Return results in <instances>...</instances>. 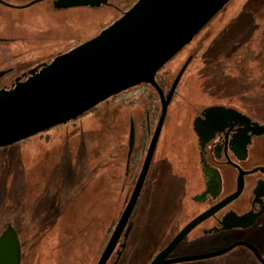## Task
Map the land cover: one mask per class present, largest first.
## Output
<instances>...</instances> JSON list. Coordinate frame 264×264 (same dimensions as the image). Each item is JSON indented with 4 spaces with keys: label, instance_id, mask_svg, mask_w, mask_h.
<instances>
[{
    "label": "rangeland",
    "instance_id": "374dc122",
    "mask_svg": "<svg viewBox=\"0 0 264 264\" xmlns=\"http://www.w3.org/2000/svg\"><path fill=\"white\" fill-rule=\"evenodd\" d=\"M31 1L0 0V74L11 70L0 78V92L16 76L97 35L137 0H109L98 8L74 5L61 12L46 0ZM190 41H201L194 51L204 61L199 67L204 72H188L181 80L186 84L223 83L230 57L264 69V0H229ZM183 54L165 68H178ZM171 72L173 76L176 70ZM149 90L144 83L133 86L57 127L0 147V233L7 223L16 229L20 264H96L111 233L108 228L131 194L125 172L131 124L136 126L147 107L143 93ZM186 92L181 103L190 104L196 90ZM161 134L132 210L135 227L115 264H144L151 253L149 233L160 234L167 224L172 230L178 226L180 195L189 183L183 177L195 165L194 155L188 146L169 149L165 127ZM135 234L138 245L133 243ZM204 250L200 246L194 251ZM113 260L114 254L106 264ZM170 264L261 263L235 246L210 258Z\"/></svg>",
    "mask_w": 264,
    "mask_h": 264
},
{
    "label": "flooded vegetation",
    "instance_id": "af4514ba",
    "mask_svg": "<svg viewBox=\"0 0 264 264\" xmlns=\"http://www.w3.org/2000/svg\"><path fill=\"white\" fill-rule=\"evenodd\" d=\"M46 1L51 9L59 12L69 8L61 0ZM103 1L99 5L89 6L98 8L110 3L109 0L105 3ZM190 42L168 60L184 52L178 68L170 69L176 70V73L168 79L166 86L162 88L157 83L166 97L173 79L187 61L168 104L155 150L165 127L168 132L165 141L169 149L181 150L188 146L194 155L195 165L189 166V172L183 177V183H189L180 195L177 207L180 217L178 226L172 230L167 224L163 226L160 234L149 233L151 253L144 264H148L190 221L213 208L214 211L195 224L166 258L177 257L181 255L179 253L199 254L194 250L200 246L205 248L201 253H206L244 241L252 244L264 260V69L262 66V69L249 67L242 58L238 60L230 57L223 83L186 84L181 80L188 72H204L199 70L204 61L194 51L201 47V41H195L192 45ZM187 49L191 51L185 53ZM170 70L165 65L160 67L154 75L155 81L156 78L160 81L164 79L166 72ZM24 74L26 75L21 80L29 76L28 72ZM15 78L10 81L9 87L15 82ZM144 84L149 85L150 92L156 91L149 83ZM185 85L190 87L185 88ZM192 89L196 90L195 100L190 104L181 103L186 102L184 99L189 91L185 93V90ZM145 93L146 91L143 94ZM156 96L160 101L157 91ZM172 103L176 104L168 115ZM146 112L147 107L138 116L136 126L132 123L134 142L130 155L127 154L125 166L127 181L132 183V189L156 127L155 125L152 132L145 131L150 128L147 123L141 124L139 118ZM151 163L144 183L147 181ZM131 214L127 222L131 224L129 232L135 227ZM115 224L116 222L113 223V228ZM139 242L140 239L135 234L133 243L138 245ZM238 246L244 247L256 262L264 264L249 248ZM124 248L125 238L122 234L110 255H115L112 262L116 263Z\"/></svg>",
    "mask_w": 264,
    "mask_h": 264
},
{
    "label": "water",
    "instance_id": "95a60500",
    "mask_svg": "<svg viewBox=\"0 0 264 264\" xmlns=\"http://www.w3.org/2000/svg\"><path fill=\"white\" fill-rule=\"evenodd\" d=\"M61 1L67 6H96L101 2ZM228 1L137 0L97 35L51 63H42L32 68L28 71L29 76L24 79L21 80L26 74L17 76L10 87L0 92L2 147L76 118L106 98L138 84L149 83L157 91L161 112L139 176L96 264H106L120 236L123 234L126 238L129 233L131 224H127L128 219L150 166L172 93L187 61L173 79L166 97L154 79L156 71L186 45ZM34 2L35 0L29 4ZM5 73L0 74V77ZM133 142L134 128L131 124L128 155ZM214 209L190 221L148 264L210 258L238 245L249 248L264 263L257 249L244 241H237L211 252L166 258L186 233ZM20 263V239L16 229L8 224L0 233V264Z\"/></svg>",
    "mask_w": 264,
    "mask_h": 264
},
{
    "label": "trees",
    "instance_id": "16d2710c",
    "mask_svg": "<svg viewBox=\"0 0 264 264\" xmlns=\"http://www.w3.org/2000/svg\"><path fill=\"white\" fill-rule=\"evenodd\" d=\"M11 70H9L8 72H10ZM8 72H7V74H8ZM6 73L4 74V75H7ZM166 74H167V76H165L164 77V79H162L161 81L159 80V79H157L156 78V81H157V83L162 87V88H164L165 86H166V84H167V81H168V79H170V77H172V72L171 71H169V72H166ZM1 77H3V76H1ZM121 93V92H120ZM119 94V93H118ZM117 96V94H115V95H112V96H110L111 98H115ZM109 97V98H110ZM145 97L148 99L147 101H148V105H147V112H146V114L145 115H142V116H140V118H139V121H140V123L141 124H143V123H147V125H148V127L150 128V129H146L145 131H148L149 132V130H151V132L153 131V129H154V127H155V125H156V122H157V120H158V118H159V115H160V112H161V104H160V101H159V99L157 98V96H156V91H154V92H150V91H147L146 93H145ZM96 108V106H94V107H92L91 109H89V110H93V109H95ZM88 110V111H89ZM88 111H86V112H88ZM85 112V113H86ZM84 114V113H83ZM145 116H146V118H145ZM58 125H56V126H53L52 128H54V127H57ZM46 131V130H45ZM42 132H44V131H42ZM42 132H39L38 134H41ZM151 132H150V134H151ZM137 138H138V131H137ZM146 134H147V132H146ZM148 135V134H147ZM137 143H138V141L136 140V145H137ZM135 145V146H136ZM9 223H7L6 224V226L8 225ZM113 226V222L111 223V226H110V228H108V232H111V230H112V227ZM5 229V228H4Z\"/></svg>",
    "mask_w": 264,
    "mask_h": 264
}]
</instances>
